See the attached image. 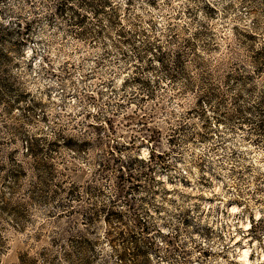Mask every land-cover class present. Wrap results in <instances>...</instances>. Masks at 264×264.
I'll list each match as a JSON object with an SVG mask.
<instances>
[{
    "label": "rangeland",
    "instance_id": "1",
    "mask_svg": "<svg viewBox=\"0 0 264 264\" xmlns=\"http://www.w3.org/2000/svg\"><path fill=\"white\" fill-rule=\"evenodd\" d=\"M0 34V264H264V0H0Z\"/></svg>",
    "mask_w": 264,
    "mask_h": 264
},
{
    "label": "trees",
    "instance_id": "2",
    "mask_svg": "<svg viewBox=\"0 0 264 264\" xmlns=\"http://www.w3.org/2000/svg\"><path fill=\"white\" fill-rule=\"evenodd\" d=\"M3 39V37L0 34V40ZM1 54V52H0ZM180 56H177V59H179ZM157 59L158 61H162L163 62V57L161 55L157 54ZM3 84V83H2ZM34 140H30L29 143V148L30 149H35L34 146ZM130 177L133 175V172H131ZM126 176L125 174H122L121 177ZM126 178V177H125ZM90 189L94 188L92 185H88ZM126 183L125 180H123V178H120L117 181V185H116V190L117 193L121 192L125 189ZM79 189V185L78 184H73V186L70 187L69 192L72 193H80ZM116 196L110 197L109 198V202L108 203H104L102 205V208H99L96 211H93L92 213H94V215H98L101 216L105 225H106V233H108L109 235H113L115 233H119V235H125L124 233V229H118L119 228V223H123L124 221V212L122 209L116 207L115 202H116ZM89 212L86 211V216L87 219L92 218L91 214H88ZM126 245L124 244L123 246V251L119 252L120 255V259H121V263L120 264H152L151 259H150V254H149V250L147 248H144L141 244H138L137 242V238H135V244H134V250L132 252H130L132 254V260L130 263H128L125 258L127 255V250H126ZM116 250H118V248H115ZM89 263V259L87 257H83V259L81 260L80 264H88Z\"/></svg>",
    "mask_w": 264,
    "mask_h": 264
},
{
    "label": "bare ground",
    "instance_id": "3",
    "mask_svg": "<svg viewBox=\"0 0 264 264\" xmlns=\"http://www.w3.org/2000/svg\"><path fill=\"white\" fill-rule=\"evenodd\" d=\"M245 250H246V249H245ZM245 250H244V251H245ZM242 252H243V251H242ZM244 253H246V251H245ZM246 256H247V255H246ZM243 259H244V258H243Z\"/></svg>",
    "mask_w": 264,
    "mask_h": 264
}]
</instances>
